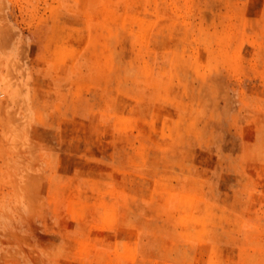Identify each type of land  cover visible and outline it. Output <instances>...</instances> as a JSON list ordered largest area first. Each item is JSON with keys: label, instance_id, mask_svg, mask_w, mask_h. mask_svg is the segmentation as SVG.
I'll return each mask as SVG.
<instances>
[{"label": "rangeland", "instance_id": "obj_1", "mask_svg": "<svg viewBox=\"0 0 264 264\" xmlns=\"http://www.w3.org/2000/svg\"><path fill=\"white\" fill-rule=\"evenodd\" d=\"M0 264H264V0H0Z\"/></svg>", "mask_w": 264, "mask_h": 264}]
</instances>
